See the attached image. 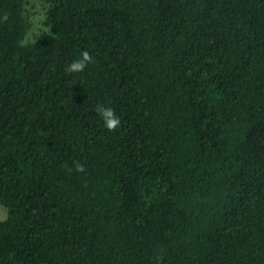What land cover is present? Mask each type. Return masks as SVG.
<instances>
[{
    "label": "trees",
    "instance_id": "1",
    "mask_svg": "<svg viewBox=\"0 0 264 264\" xmlns=\"http://www.w3.org/2000/svg\"><path fill=\"white\" fill-rule=\"evenodd\" d=\"M30 4L0 0V264H264V0Z\"/></svg>",
    "mask_w": 264,
    "mask_h": 264
},
{
    "label": "clouds",
    "instance_id": "2",
    "mask_svg": "<svg viewBox=\"0 0 264 264\" xmlns=\"http://www.w3.org/2000/svg\"><path fill=\"white\" fill-rule=\"evenodd\" d=\"M93 57L87 50L80 53L79 57L73 59L67 66L66 72L80 73L91 63ZM95 112L102 121V125L109 131L118 130L121 127V118L116 109L110 105L98 104L95 107ZM77 171H84V165L74 162Z\"/></svg>",
    "mask_w": 264,
    "mask_h": 264
},
{
    "label": "rangeland",
    "instance_id": "3",
    "mask_svg": "<svg viewBox=\"0 0 264 264\" xmlns=\"http://www.w3.org/2000/svg\"><path fill=\"white\" fill-rule=\"evenodd\" d=\"M31 9L33 13V21L35 23L33 30H38L42 27L43 20V7L41 5V0H30ZM32 36V34H31ZM8 216V210L0 203V219H4Z\"/></svg>",
    "mask_w": 264,
    "mask_h": 264
}]
</instances>
